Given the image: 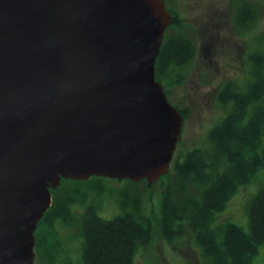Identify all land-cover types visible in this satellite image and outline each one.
<instances>
[{"label":"water","instance_id":"95a60500","mask_svg":"<svg viewBox=\"0 0 264 264\" xmlns=\"http://www.w3.org/2000/svg\"><path fill=\"white\" fill-rule=\"evenodd\" d=\"M165 0H0V264H33L61 179L151 186L183 115L155 60Z\"/></svg>","mask_w":264,"mask_h":264},{"label":"trees","instance_id":"16d2710c","mask_svg":"<svg viewBox=\"0 0 264 264\" xmlns=\"http://www.w3.org/2000/svg\"><path fill=\"white\" fill-rule=\"evenodd\" d=\"M166 6L174 21L165 30L155 60V79L168 97L170 88L183 81L196 45L191 27ZM235 17L237 26L246 27L255 19L253 5L240 2ZM247 60L250 68L244 86L228 80L216 93V101L229 108L208 131L207 145L183 155L175 149L169 171L151 186L146 180L91 176L86 180L61 179L50 189L51 205L34 232L37 260L55 264L61 249L59 224L78 229L80 264H134L139 249L147 248L153 240L151 218L145 211L152 199L150 189L159 183L162 191L156 220L162 239L171 243L190 234L206 264H251L258 247L264 245V185L247 205L248 231L227 220L213 225L216 214L225 209L238 187L248 184L264 166V33ZM175 107L184 120L186 109ZM105 180L122 186L113 187ZM110 194L115 195L119 213L105 219L98 215L100 203L92 197ZM66 257L63 264H71Z\"/></svg>","mask_w":264,"mask_h":264},{"label":"rangeland","instance_id":"374dc122","mask_svg":"<svg viewBox=\"0 0 264 264\" xmlns=\"http://www.w3.org/2000/svg\"><path fill=\"white\" fill-rule=\"evenodd\" d=\"M249 2L254 7L255 19L246 27L235 22V12L240 2ZM180 21L191 27L196 45L192 62L187 65L183 81L170 88L167 97L173 106L186 109L176 154L183 155L191 148H204L207 133L226 113L216 101L218 89L228 80L243 87L248 79L250 64L247 55L256 47L264 33V0H165ZM264 144V133L262 136ZM113 187L120 182L105 180ZM264 185V166L259 168L254 178L238 187L222 212L216 214L213 225L230 221L248 231L247 205L257 190ZM142 189L145 185L140 184ZM151 200L146 204V214L151 218L153 240L147 248L139 249L134 264H206L199 250L188 234L182 239L167 242L158 232L156 216L159 214L161 184L151 189ZM147 195V193H146ZM99 202L97 213L105 219L119 213L115 195L92 197ZM79 212V211H77ZM80 213V212H79ZM78 213V214H79ZM57 235L61 249L55 264H63L70 257L71 264H80V242L76 226L57 225ZM33 264H42L35 255ZM251 264H264V245L258 247Z\"/></svg>","mask_w":264,"mask_h":264},{"label":"flooded vegetation","instance_id":"af4514ba","mask_svg":"<svg viewBox=\"0 0 264 264\" xmlns=\"http://www.w3.org/2000/svg\"><path fill=\"white\" fill-rule=\"evenodd\" d=\"M166 4V3H165ZM167 7V6H166ZM173 15V14H172Z\"/></svg>","mask_w":264,"mask_h":264}]
</instances>
